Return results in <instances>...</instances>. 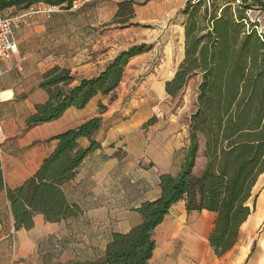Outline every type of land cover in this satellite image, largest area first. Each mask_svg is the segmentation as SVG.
Listing matches in <instances>:
<instances>
[{
  "label": "crops",
  "instance_id": "crops-1",
  "mask_svg": "<svg viewBox=\"0 0 264 264\" xmlns=\"http://www.w3.org/2000/svg\"><path fill=\"white\" fill-rule=\"evenodd\" d=\"M120 1L77 0L71 7L60 6L51 17L33 13L13 26L19 50L12 64L0 61V155L6 188L18 187L37 172L55 150L58 142L53 138L58 134L95 116H101L103 124L96 137L100 147L87 155L75 177L63 185L69 202L81 209L77 217L53 223L39 214L30 229L15 230L7 192L0 194V264H88L101 259L113 233H128L142 222L137 209L160 196V176L182 169L188 131L178 117L161 118L170 108L165 104L149 106L148 111H136L125 119L138 108L133 101L98 94L83 109L73 106L57 120L26 127L36 106L49 98L39 87L49 69L59 66L89 78L116 56L101 49L109 45V33H104L109 26L103 25L114 19ZM261 2L263 6L255 11L264 22ZM47 5H16L2 13L13 17ZM152 56L151 49L133 57L124 78L142 74ZM174 74H150L146 85H155L163 94ZM151 118L155 120L149 124ZM79 146L87 148L89 141L81 138ZM254 203L235 245L218 256L209 242L217 213L188 212L185 201H178L155 230L156 248L147 264H264V175L253 187L248 204Z\"/></svg>",
  "mask_w": 264,
  "mask_h": 264
},
{
  "label": "trees",
  "instance_id": "trees-1",
  "mask_svg": "<svg viewBox=\"0 0 264 264\" xmlns=\"http://www.w3.org/2000/svg\"><path fill=\"white\" fill-rule=\"evenodd\" d=\"M75 1L0 0V10L40 2L71 7ZM135 4L134 0L118 2L113 22H130ZM262 6L261 0L187 1L182 11L186 17L184 59L176 72L169 71L175 74L165 84L166 94L176 97L192 77H201L198 110L190 119L182 169L160 176V196L137 209L142 222L128 233H113L104 256L88 264H147L156 248V228L180 200L188 212L217 213L209 237L216 255H224L235 245L241 226L255 208V203L248 204L253 187L264 175V32L259 31L258 19L249 14ZM151 49V44L141 43L121 50L89 78L59 66L49 69L39 84L49 98L36 106L26 127L57 120L73 106L83 109L98 94H114L130 60ZM102 124L103 118L95 116L55 136V150L16 188H6L0 155V194L7 192L15 230L30 229L39 214L56 223L81 213L77 204L69 202L63 185L75 177L87 155L100 147L96 137ZM81 138L89 141L87 148H80ZM202 141L206 165L197 175L194 169Z\"/></svg>",
  "mask_w": 264,
  "mask_h": 264
},
{
  "label": "rangeland",
  "instance_id": "rangeland-1",
  "mask_svg": "<svg viewBox=\"0 0 264 264\" xmlns=\"http://www.w3.org/2000/svg\"><path fill=\"white\" fill-rule=\"evenodd\" d=\"M134 1L136 2L135 14L130 22L124 25H117L113 22L112 17L108 23L103 25V27L109 26L108 31L104 30V33H109V45H104L100 49L104 50L103 53H106V55L113 56L117 55L123 48L147 43L152 45L153 56L147 61L148 66L142 74H126L122 88L120 87L118 91L112 94L111 99L120 98L125 103L133 101L135 107L137 108L138 106L137 109H133L129 115H126L125 119H130L136 111H148L147 107L149 106H157L159 108L165 104L170 108L161 115V118L178 117L190 137V119L198 110L201 77L199 75L192 77L176 97L168 96L166 91L162 94L155 85L151 86V83L146 85L147 77L150 74L158 73L159 76L165 75L168 77L170 75L169 71L176 72L184 59V23L186 17L182 11L188 0ZM59 10L60 8L56 12ZM255 10L250 11L249 14L253 19L260 20V25H264L261 15ZM118 31H120V34L115 36L114 32ZM141 102H143V105H137ZM151 119L155 120V118ZM203 151L204 143L202 141L200 155L194 169L197 175L203 172L206 165Z\"/></svg>",
  "mask_w": 264,
  "mask_h": 264
},
{
  "label": "built area",
  "instance_id": "built-area-1",
  "mask_svg": "<svg viewBox=\"0 0 264 264\" xmlns=\"http://www.w3.org/2000/svg\"><path fill=\"white\" fill-rule=\"evenodd\" d=\"M60 6L57 5H47L43 7H31L26 12L20 15H15L13 17L4 16L0 10V61L6 62L8 64L13 63V57L18 52L19 47L13 35V26L15 23L19 22L29 14L33 13H45L47 17H51ZM260 22V20H258ZM260 33L264 32V27L260 26ZM2 72L0 71V76Z\"/></svg>",
  "mask_w": 264,
  "mask_h": 264
},
{
  "label": "water",
  "instance_id": "water-1",
  "mask_svg": "<svg viewBox=\"0 0 264 264\" xmlns=\"http://www.w3.org/2000/svg\"><path fill=\"white\" fill-rule=\"evenodd\" d=\"M0 228H1V225H0Z\"/></svg>",
  "mask_w": 264,
  "mask_h": 264
}]
</instances>
